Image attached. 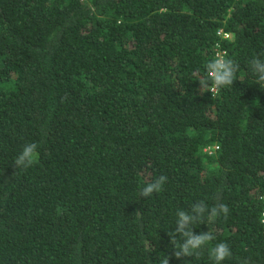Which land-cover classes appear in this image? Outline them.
I'll return each mask as SVG.
<instances>
[{"label": "trees", "instance_id": "obj_1", "mask_svg": "<svg viewBox=\"0 0 264 264\" xmlns=\"http://www.w3.org/2000/svg\"><path fill=\"white\" fill-rule=\"evenodd\" d=\"M219 40L235 81L201 95ZM257 56L264 0H0V264H214L218 243L222 264H264ZM30 143L38 162L16 169ZM200 201L229 214L177 259V212Z\"/></svg>", "mask_w": 264, "mask_h": 264}, {"label": "clouds", "instance_id": "obj_2", "mask_svg": "<svg viewBox=\"0 0 264 264\" xmlns=\"http://www.w3.org/2000/svg\"><path fill=\"white\" fill-rule=\"evenodd\" d=\"M249 66L257 77V84L260 88H264V60L257 56L249 61ZM238 67V64L231 58H227L224 55L214 56L205 65L206 75L200 76L197 80L201 85L200 94L203 95L206 92H210L213 96L223 88L233 85ZM37 148L38 145L36 143L26 144L14 161L15 168L25 170L36 164L39 159ZM167 179L165 175L149 179L141 188L139 196L149 198L154 193L161 192ZM205 214H207L208 221L212 223L220 215L227 217L229 208L221 203L209 209L203 201H200L192 205L190 212L183 210L177 212V227L175 232L169 235L171 237L170 243L174 249V256L177 259L198 257L201 251L215 239L210 230L200 234H195L193 231V225L197 221L202 220ZM231 255L232 253L227 243H218L209 250V257L214 264H222ZM169 259L168 256L164 255L162 259H159V264H169Z\"/></svg>", "mask_w": 264, "mask_h": 264}, {"label": "built area", "instance_id": "obj_3", "mask_svg": "<svg viewBox=\"0 0 264 264\" xmlns=\"http://www.w3.org/2000/svg\"><path fill=\"white\" fill-rule=\"evenodd\" d=\"M216 34H217L219 39H224V38H228L229 37V32L224 30L222 27H218L217 28ZM213 50H214V56L223 55L224 54L225 49L221 46L220 40L215 42ZM212 147L215 148L217 146L213 145ZM212 147L207 146L204 149L209 152Z\"/></svg>", "mask_w": 264, "mask_h": 264}]
</instances>
